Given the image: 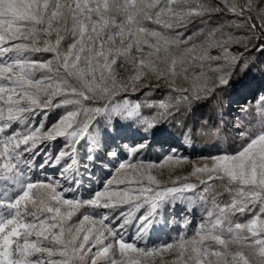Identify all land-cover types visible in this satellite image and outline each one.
<instances>
[{"label": "snow or ice", "instance_id": "1", "mask_svg": "<svg viewBox=\"0 0 264 264\" xmlns=\"http://www.w3.org/2000/svg\"><path fill=\"white\" fill-rule=\"evenodd\" d=\"M166 256L264 264V0H0V264Z\"/></svg>", "mask_w": 264, "mask_h": 264}, {"label": "rangeland", "instance_id": "2", "mask_svg": "<svg viewBox=\"0 0 264 264\" xmlns=\"http://www.w3.org/2000/svg\"><path fill=\"white\" fill-rule=\"evenodd\" d=\"M127 74V66L125 68L120 69V73L118 78H122L126 76ZM252 98L251 96H248L247 99L250 100ZM143 99V97H141ZM237 99L240 101V103H243L244 101L237 97ZM238 104H233L232 105V110L233 112L238 111ZM63 109H57L54 110L52 113L49 115V120L46 122V127L50 126L51 123H54L60 115L63 114ZM226 119H231V117H226ZM181 139H173L172 141V147H175L178 149V154L187 157L189 160L195 161L199 159L200 154H207L208 150H204L199 146H196L195 150H193L192 147H182V145H179V142ZM62 143V141H57V147ZM43 146V145H42ZM190 171V167L188 165H184L182 167L176 168L174 171H172V175H187L188 172ZM169 172L170 170L168 168L164 169H156L153 171L154 175H157L158 178L165 179L167 180L169 177ZM47 174L48 175H54L55 170L52 168L47 169ZM35 179H44V175L41 174L39 171L35 173L34 176ZM98 187V185H93V190ZM182 207L188 208V210L185 211H180ZM169 212L171 213L168 217V224L167 227L160 229L157 227L152 233L149 234L147 237L146 243H148L149 246H159L164 243L171 242L174 237H176L180 231H183V224L184 220L187 219L189 220V235H191L192 231L196 227L199 226V224L202 222L204 219V213L200 209V207L197 206H192L188 207L186 205H181L177 204L175 206V210L170 208ZM135 235V229L130 228L126 233H125V239L131 242L132 239H134ZM143 246V242H141V245ZM174 256H166L165 259L170 262L174 259Z\"/></svg>", "mask_w": 264, "mask_h": 264}, {"label": "trees", "instance_id": "3", "mask_svg": "<svg viewBox=\"0 0 264 264\" xmlns=\"http://www.w3.org/2000/svg\"><path fill=\"white\" fill-rule=\"evenodd\" d=\"M251 99H252V98H250V100H251ZM174 138H175V139H180L179 134L177 133V135H176ZM179 145H182V147H186L185 145H183V143H182L181 141L179 142L178 146H179ZM197 146L201 147V148L204 149V150H208V149L204 148V147H203V144L200 143V142L197 143ZM147 159L155 160V159H156V154H152L151 156L147 157Z\"/></svg>", "mask_w": 264, "mask_h": 264}]
</instances>
